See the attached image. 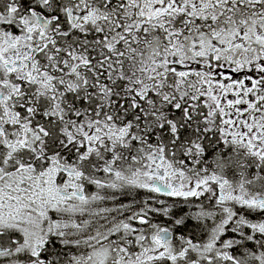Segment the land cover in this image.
Instances as JSON below:
<instances>
[{
    "label": "snow or ice",
    "instance_id": "snow-or-ice-1",
    "mask_svg": "<svg viewBox=\"0 0 264 264\" xmlns=\"http://www.w3.org/2000/svg\"><path fill=\"white\" fill-rule=\"evenodd\" d=\"M0 264H264V0H0Z\"/></svg>",
    "mask_w": 264,
    "mask_h": 264
}]
</instances>
